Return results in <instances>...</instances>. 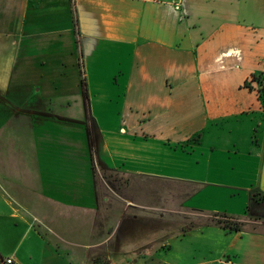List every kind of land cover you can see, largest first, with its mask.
Returning <instances> with one entry per match:
<instances>
[{"label":"crops","instance_id":"0c3cea01","mask_svg":"<svg viewBox=\"0 0 264 264\" xmlns=\"http://www.w3.org/2000/svg\"><path fill=\"white\" fill-rule=\"evenodd\" d=\"M66 66L85 70L77 85ZM259 81L264 0H0V146L27 151L0 161V216L16 204L48 230L51 211L92 222L86 264H264ZM72 169L69 202L58 179ZM101 172L174 182L179 204L123 199ZM223 212L241 231L213 221Z\"/></svg>","mask_w":264,"mask_h":264},{"label":"rangeland","instance_id":"374dc122","mask_svg":"<svg viewBox=\"0 0 264 264\" xmlns=\"http://www.w3.org/2000/svg\"><path fill=\"white\" fill-rule=\"evenodd\" d=\"M40 25L44 26V22H41ZM46 38L50 39V36H46ZM63 69H66V76H69L71 85H77L76 80L85 74V70H82V74L77 66H66V68ZM82 78L84 79V77ZM82 78L80 79L83 81L82 83H84ZM40 80H42L40 77L38 79L34 77L31 82H34L33 89L35 91L33 92L34 98L33 96H31V98L36 99V97H38L37 101L41 100L40 98L45 96L44 85L46 83L41 82ZM58 85L59 82L56 80L55 86L59 87ZM61 98L62 97H58L56 101L60 102ZM70 117H73V119H80V115H73ZM111 125L115 124L111 123ZM23 133L24 132H22V137H24ZM14 142L15 140H10V138L7 137L5 138L3 146H0V161L1 163H7V157H9L10 164L6 165H10L11 168H14L15 166L14 159L19 160L24 158L25 155L22 154H27L25 147L13 148L12 144ZM60 152V150H55L54 155L60 156ZM70 166L73 167L74 164L70 163ZM80 172L82 173V171ZM59 173L61 172L59 171ZM100 174L102 175L104 181H102L101 184H98L97 182L98 188L103 187L106 189V184L114 188L119 187L118 194L123 199H131L140 205H150L157 208L162 205L174 208L177 204H179V200L171 198L172 192H175L177 189L174 182L152 178L146 180H127L125 177H115L113 178L114 181H111L112 178L110 174H106L104 172H101ZM77 177L78 172L76 169H72L67 175L63 172L60 179H58V184L61 185L62 188H65H63L62 192L68 195L66 196L60 192L61 195L59 194L57 197L65 201L74 202L73 199L75 197L70 196L67 190L69 183H74L75 180H77ZM126 181L129 183L127 186L131 188L133 187L129 191L126 189ZM0 193L3 192L0 191ZM120 202L122 201L120 200ZM12 205L13 206L9 207L6 212L11 214L14 210H10L14 208L17 214V219H11L10 217L4 218L3 216H0V255L3 259L6 260L10 255H14L19 264H86L84 258L79 252V249L77 248V245H83V243L89 241V231L91 228L93 230L92 226L89 227V223L91 224L92 222L85 223L74 215L58 217L54 211H51L50 219L56 220L58 223L57 225L52 226L54 230L52 228L48 230L47 226L49 225V218L47 215L44 218L38 212H29L28 210H24L23 208L16 206V204ZM214 205L219 207L220 204ZM221 206L225 207L223 204H221ZM3 207L4 206L0 204L1 210ZM161 213L162 212L160 211H153L151 218H159ZM221 214H226V212ZM177 218L178 217L174 214L167 215V219L170 220H176ZM98 223L96 222L97 225ZM62 239L69 240V242Z\"/></svg>","mask_w":264,"mask_h":264},{"label":"trees","instance_id":"16d2710c","mask_svg":"<svg viewBox=\"0 0 264 264\" xmlns=\"http://www.w3.org/2000/svg\"><path fill=\"white\" fill-rule=\"evenodd\" d=\"M253 80L257 81L260 79L254 77ZM259 83L261 84L260 94H261L262 99H264V84L262 83V81L261 82L259 81ZM245 86H247V85H245ZM252 199H254L255 201H258V202H263L264 201V194L253 195ZM213 221L226 230L236 231V232L241 231V224L239 222H237L234 218L229 217L225 214L216 215L215 219ZM2 260H4L6 262V260L3 259V257L0 255V264H2ZM95 263L96 264H109L108 261L102 260V259L101 260L96 259Z\"/></svg>","mask_w":264,"mask_h":264},{"label":"built area","instance_id":"2783aa9c","mask_svg":"<svg viewBox=\"0 0 264 264\" xmlns=\"http://www.w3.org/2000/svg\"><path fill=\"white\" fill-rule=\"evenodd\" d=\"M180 8V6H178L177 7V9H179ZM6 264H16L15 262H14V259H12V258H9V259H6V262H5Z\"/></svg>","mask_w":264,"mask_h":264},{"label":"water","instance_id":"95a60500","mask_svg":"<svg viewBox=\"0 0 264 264\" xmlns=\"http://www.w3.org/2000/svg\"><path fill=\"white\" fill-rule=\"evenodd\" d=\"M2 264H6L4 260H2Z\"/></svg>","mask_w":264,"mask_h":264}]
</instances>
